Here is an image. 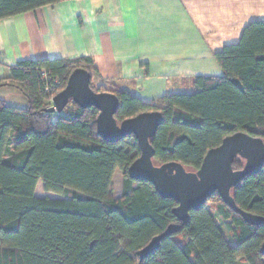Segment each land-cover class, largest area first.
<instances>
[{"label": "trees", "instance_id": "1", "mask_svg": "<svg viewBox=\"0 0 264 264\" xmlns=\"http://www.w3.org/2000/svg\"><path fill=\"white\" fill-rule=\"evenodd\" d=\"M59 1L0 0V20ZM214 57L222 75L193 77L190 93L147 104L126 90L112 91L119 100L118 123L142 112L162 114L150 140L154 165L178 162L195 171L208 150L236 132L264 142V20L250 22L238 43ZM79 68L91 79L97 71L91 57L40 58L18 61L0 79V87H15L27 100L26 107L0 100V264H264V224L246 223L217 192L139 260L137 252L154 236L179 223L172 212L176 202L162 198L150 182L128 177L129 165L140 155L137 141L134 136L102 139L96 108L69 102L60 113L47 111ZM243 164L238 157L232 167ZM116 170L123 182L114 199ZM38 185L61 197L36 196ZM231 195L240 209L264 217V165Z\"/></svg>", "mask_w": 264, "mask_h": 264}, {"label": "crops", "instance_id": "2", "mask_svg": "<svg viewBox=\"0 0 264 264\" xmlns=\"http://www.w3.org/2000/svg\"><path fill=\"white\" fill-rule=\"evenodd\" d=\"M258 20L264 0H61L0 20V79L21 60L91 57L94 87L157 104L192 92L193 77L221 76L215 53ZM0 100L27 106L11 86L0 87ZM120 175L112 184L121 188Z\"/></svg>", "mask_w": 264, "mask_h": 264}, {"label": "water", "instance_id": "3", "mask_svg": "<svg viewBox=\"0 0 264 264\" xmlns=\"http://www.w3.org/2000/svg\"><path fill=\"white\" fill-rule=\"evenodd\" d=\"M91 76L84 69H75L68 77L65 87L51 99L48 112L60 113L69 102L82 108L94 107L98 110L95 120L96 132L104 140L117 142L134 136L140 155L129 165L127 175L134 181H148L156 192L166 199H172L176 206L172 212L178 224H170L159 235L137 252L139 260L159 247L161 239L178 231L187 224L189 211L200 208L215 192L225 205L250 225L264 224V217L240 209L231 195V189L245 177L258 173L264 165V142L244 132L226 136L218 145L207 151L200 167L188 171L181 163L167 162L154 165V149L150 140L163 122L159 111L142 112L120 123L115 118L119 106L118 97L113 92H96L91 86ZM244 164L241 169H233L236 158ZM264 255V242L261 245Z\"/></svg>", "mask_w": 264, "mask_h": 264}, {"label": "rangeland", "instance_id": "4", "mask_svg": "<svg viewBox=\"0 0 264 264\" xmlns=\"http://www.w3.org/2000/svg\"><path fill=\"white\" fill-rule=\"evenodd\" d=\"M119 179H120V181H121V179H122V175H120ZM39 184H40V183H39ZM120 191H121L120 185L118 186V185L116 184V178H115L114 181H113V184H112L111 194H112L113 196H117V195L120 193ZM35 195L38 196V197L49 196V197H51V198H59V197H61V196L56 195V194H53V193L45 192V191L43 190L42 186L40 187V185H38V188H37L36 191H35ZM209 208H210V207H209ZM210 210H211V212L214 214L215 221H216L218 224H220L224 236H225L229 241H231V240H230V239H231V238H230L231 235H230V233L226 230V228H225V226L223 225L222 220L220 219V217H217V216L215 215V211H214L213 208H210ZM242 264H245V263H242Z\"/></svg>", "mask_w": 264, "mask_h": 264}, {"label": "built area", "instance_id": "5", "mask_svg": "<svg viewBox=\"0 0 264 264\" xmlns=\"http://www.w3.org/2000/svg\"><path fill=\"white\" fill-rule=\"evenodd\" d=\"M42 78L47 80V79H49V76H48V74L46 72H43L42 73Z\"/></svg>", "mask_w": 264, "mask_h": 264}]
</instances>
